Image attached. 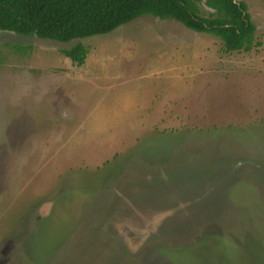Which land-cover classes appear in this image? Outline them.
I'll use <instances>...</instances> for the list:
<instances>
[{
	"label": "rangeland",
	"instance_id": "rangeland-1",
	"mask_svg": "<svg viewBox=\"0 0 264 264\" xmlns=\"http://www.w3.org/2000/svg\"><path fill=\"white\" fill-rule=\"evenodd\" d=\"M239 1L249 51L147 14L0 31V264H264V0Z\"/></svg>",
	"mask_w": 264,
	"mask_h": 264
},
{
	"label": "trees",
	"instance_id": "trees-1",
	"mask_svg": "<svg viewBox=\"0 0 264 264\" xmlns=\"http://www.w3.org/2000/svg\"><path fill=\"white\" fill-rule=\"evenodd\" d=\"M201 0H0V31L68 42L109 33L142 15L175 20L182 26L217 37L226 52L249 51L260 45L245 2L203 0L210 9L199 13ZM82 64L86 50L76 43L64 51Z\"/></svg>",
	"mask_w": 264,
	"mask_h": 264
}]
</instances>
